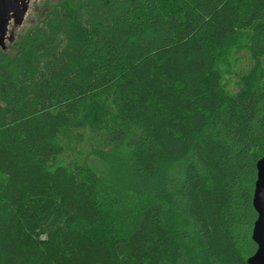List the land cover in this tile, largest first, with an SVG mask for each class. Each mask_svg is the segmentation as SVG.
<instances>
[{
	"label": "trees",
	"instance_id": "16d2710c",
	"mask_svg": "<svg viewBox=\"0 0 264 264\" xmlns=\"http://www.w3.org/2000/svg\"><path fill=\"white\" fill-rule=\"evenodd\" d=\"M14 45L0 264H248L264 0L45 1Z\"/></svg>",
	"mask_w": 264,
	"mask_h": 264
},
{
	"label": "water",
	"instance_id": "95a60500",
	"mask_svg": "<svg viewBox=\"0 0 264 264\" xmlns=\"http://www.w3.org/2000/svg\"><path fill=\"white\" fill-rule=\"evenodd\" d=\"M26 1L0 0V49L2 51H4V36L9 21L12 17H15L19 22L22 20ZM256 169L257 179L254 184L252 205L257 214V219L253 225L251 238L257 249L248 259V264H264V156L257 162Z\"/></svg>",
	"mask_w": 264,
	"mask_h": 264
},
{
	"label": "rangeland",
	"instance_id": "374dc122",
	"mask_svg": "<svg viewBox=\"0 0 264 264\" xmlns=\"http://www.w3.org/2000/svg\"><path fill=\"white\" fill-rule=\"evenodd\" d=\"M45 1L54 3L58 0H27L22 20L19 22L15 17L10 19L6 35L4 36L3 52L7 54L13 52L18 36L24 34L28 28L35 26L39 22ZM20 6H22L21 3Z\"/></svg>",
	"mask_w": 264,
	"mask_h": 264
}]
</instances>
